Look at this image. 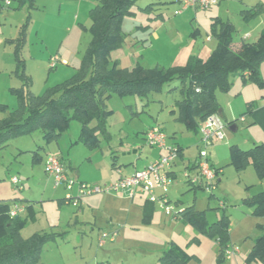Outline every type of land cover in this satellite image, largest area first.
Segmentation results:
<instances>
[{
	"label": "rangeland",
	"instance_id": "obj_1",
	"mask_svg": "<svg viewBox=\"0 0 264 264\" xmlns=\"http://www.w3.org/2000/svg\"><path fill=\"white\" fill-rule=\"evenodd\" d=\"M30 1L25 0L18 7V0H13V6L6 10L2 8L0 13V102L8 105L4 109L0 106V118L8 116L17 107L15 89L22 85L24 75L29 79L32 93L36 95L72 79L82 68L91 40L89 10L96 3L95 0H34V7L29 6ZM257 2L262 4L257 14L244 17L241 9L245 4ZM149 3H152V8L144 10ZM178 8L181 9L178 1L135 0L132 6L134 13L125 15L121 22L124 43L110 50L111 59L117 60L119 67L129 68L138 63L146 67L181 66L188 60V50L207 59L216 45L212 31L216 15L219 22L217 27L221 21L231 26L235 45L241 41V35L248 33L250 36L246 41H254L264 30V0H219L207 9L190 7L182 10V13L177 12ZM215 9L216 15L212 13ZM21 29L25 31L23 40L17 38ZM195 29L199 33L193 36ZM55 56L58 60L54 59ZM53 60L55 66L50 67L49 63ZM259 76L264 79V61L260 63ZM181 86L179 80H174L164 84L160 90H151L143 96L105 95L99 104L109 112L104 129H93L99 138L96 148L78 141L80 123L73 117V112L67 128L60 135L61 148L57 146L58 140L44 141L39 130L9 138L0 148V198H7L8 201L18 198L17 202L23 203L25 211L22 217H29L21 228L23 237L53 230L64 233V236L62 234L55 240L46 241L38 262L17 264H96L108 259L112 264H161L153 248L154 242H157L156 235L173 238L189 252L195 253L194 259L198 264H236L235 260L241 263L252 240L264 232V215L252 214L242 199L264 189V177H259L250 163L238 170L230 161L229 146L239 143L242 147H249L246 139L264 141V87L249 77L244 81L240 75H235L230 77L227 90H215L218 109L222 110L220 119L227 126L230 121L237 120V130L224 127L223 139L214 140L208 147L210 159L219 168L217 177L220 178V181H216L213 196L209 198L206 189H189L182 175L190 160L198 154V135L187 123L175 119V102L182 98ZM250 103H254L251 112L248 111ZM254 114L261 117L254 122L248 120ZM241 116L243 119L238 121ZM95 123L90 122V126ZM152 125H161L167 145H173L171 142L176 139L183 148V154L178 152L176 159L177 176L172 179L168 189L172 202L176 198H182L184 203H191L195 199L197 208L206 209L209 221L215 220L223 212L227 214L230 239L239 249L234 256L220 260L213 238L205 233H197L188 223L176 225L159 209L150 223L142 224L139 221L138 226L132 220L118 223L109 219L102 221L104 227L117 226L116 235L119 232L122 236H118L114 242L107 241L105 245L98 246L97 226L92 228L90 221L93 220L89 218V213L85 215L78 211L76 215L77 210L71 203H57L65 190L62 185L54 186L53 178L44 170L43 159L49 151L65 158H69L71 153L74 163L72 168H68L69 172L79 174L80 180L84 176L96 177L102 181L94 185H103L113 182L111 179L116 174L111 166V154L116 155L118 164L127 166L122 161L134 155H129L134 149L143 160L165 152L143 139L142 133ZM37 149L42 159L33 161L32 155ZM13 176L19 179L17 184L12 183ZM119 192L91 195H117ZM91 195L83 197V200ZM105 203L101 205L108 210ZM112 204L109 209L114 213L121 212L123 206ZM195 235L200 236V242L194 240ZM250 264L262 263L252 260Z\"/></svg>",
	"mask_w": 264,
	"mask_h": 264
},
{
	"label": "trees",
	"instance_id": "obj_2",
	"mask_svg": "<svg viewBox=\"0 0 264 264\" xmlns=\"http://www.w3.org/2000/svg\"><path fill=\"white\" fill-rule=\"evenodd\" d=\"M95 1L89 10L91 40L82 68L72 79L57 84L39 95L30 91L29 79L24 75L23 86L15 89L17 107L12 109L8 116L0 118V148L10 137L31 130H39L46 142L57 141L68 126L71 112L80 123L78 141L90 148H96L99 138L93 129H104L109 112V109L99 104V100L105 95L107 97L112 94L143 96L151 90H160L164 84L174 80H179L182 84L180 88L182 98L175 102V119L184 121L197 133L199 121L212 113H218L215 90H227L230 77L240 75L244 81L249 77L264 87V79L259 76V66L264 61V30L256 40L241 39L239 44L235 45L231 26L221 21L217 27L219 22L216 17L212 26L216 45L207 59L192 54L186 64L181 66L146 67L138 63L131 68L119 67L117 60L111 59L110 50L124 43L121 22L125 15L134 13L132 6L135 0ZM261 5L256 3L242 9L241 12L244 17L254 16ZM151 8L152 3H149L143 9ZM198 31L195 29L193 34ZM19 39L23 40V37ZM0 106L3 109L7 107L6 104ZM253 106L254 103H250L248 111ZM92 121L96 123L90 126ZM233 122L232 120L228 124ZM147 130L144 132V140ZM176 148L179 152L182 151V148L177 146ZM32 157L33 161L42 159L38 149L34 150ZM229 157L238 170L250 163L258 176L264 177V142L255 143L246 149L231 144ZM215 171L218 175L219 168H215ZM186 184L190 189H202L201 186L192 185L187 181ZM211 196L212 193L209 197ZM242 202L252 214L264 215V191L248 195ZM174 203L179 204L177 201ZM11 208L9 201L0 200V264L37 262L42 245L53 234L35 232L23 237L21 228L29 217L27 215L22 217L20 213L10 216ZM179 219L188 221L197 231L213 238L218 246L219 259H225L224 249L230 243V223L227 214L223 212L215 221L209 222L205 210L190 205L181 209ZM193 257L194 255L183 246L170 241L159 256V261L161 264H188ZM252 260L264 264V232L254 238L252 247L245 257L246 263ZM97 264L110 263L100 261Z\"/></svg>",
	"mask_w": 264,
	"mask_h": 264
},
{
	"label": "built area",
	"instance_id": "obj_3",
	"mask_svg": "<svg viewBox=\"0 0 264 264\" xmlns=\"http://www.w3.org/2000/svg\"><path fill=\"white\" fill-rule=\"evenodd\" d=\"M219 0H180L181 9L187 7H194L197 9H207ZM11 5V0H0V9L8 8ZM55 60L58 58L55 56ZM50 67L55 66V61L49 63ZM247 74V73H245ZM243 119V116L240 117ZM227 126L218 113H212L198 123V154L193 164L186 166L182 171L185 180L192 185H199L202 189H206L209 193H213L216 186L217 173L215 168L211 165L209 160L208 147L214 140H221L224 137L223 129ZM146 143L164 149L158 158L152 160L142 169L134 171L132 174L121 175L116 181L108 182L103 185H91L85 181L76 180L70 177L62 163L60 157L56 154H48L44 160V170L53 178L54 186L63 185L67 190L64 200L71 203L73 206H79L83 197L94 193H108L111 191H127L132 197L135 192L139 191L146 195L147 199L156 203L164 210L166 214L171 215L172 218H178L181 209L169 200L167 194L169 186L174 178L172 168L176 164L178 150L174 145H167L166 136L159 125L151 126L145 135ZM12 183L17 184L19 179L17 176L11 178ZM75 188V192L71 191ZM220 204L223 202L220 201ZM179 208V209H178ZM24 207L15 204L10 209V216H16L22 212ZM116 230L102 231L97 238L98 246H103L107 241L114 239ZM239 249L233 244L229 243L224 249V257L230 258L237 254Z\"/></svg>",
	"mask_w": 264,
	"mask_h": 264
},
{
	"label": "crops",
	"instance_id": "obj_4",
	"mask_svg": "<svg viewBox=\"0 0 264 264\" xmlns=\"http://www.w3.org/2000/svg\"><path fill=\"white\" fill-rule=\"evenodd\" d=\"M24 1L25 0H18V7L19 6H21L23 3H24ZM33 1L34 0H31L30 2H29V6H31V7H34V3H33ZM173 2L174 1H178L179 3H180V0H172ZM257 3H259V2H257ZM256 4V3H255ZM216 5V4H215ZM252 5H254V4H250V5H247V4H245V7L244 8H248V7H250V6H252ZM10 6H13V0L11 1V5ZM9 6V7H10ZM180 8V7H179ZM177 9V10H180V9ZM193 8V7H192ZM186 9H190V7H187ZM3 9H0V13H1V11H2ZM4 10H6V8L4 9ZM242 10V9H241ZM8 12L7 13H10V11L9 10H7ZM183 11H180L179 13H182ZM212 13L213 14H217V11H216V9L215 10H213L212 11ZM217 17V15L215 16V18ZM197 33H199V31L198 32H196L195 34H193V36H195ZM24 35H25V31H24V29H21L20 30V33H19V35H18V39L20 38V37H24ZM250 36V34H248V33H246L245 35H241V39H247L248 37ZM24 39H25V37H24ZM210 40V39H209ZM193 43L195 44L196 43V41H193ZM209 52V51H208ZM208 52H206V54H208ZM187 57H189L190 55H192V51H189L188 50V52H187ZM23 86V82H22V85L20 86V87H22ZM20 87H18V88H20ZM29 89H30V87H29ZM30 91H31V89H30ZM32 92V91H31ZM263 97H264V95H262ZM18 99V98H17ZM0 104H6V103H3V102H0ZM7 105V104H6ZM8 106V105H7ZM254 107V106H253ZM253 107H251V111H252V108ZM250 111V110H249ZM250 111V112H251ZM222 112V110L221 109H218V114H220ZM261 116H259V117H257V114H254V115H252V116H250V117H248L249 119L248 120H250V121H255V120H258L259 118H260ZM244 120H245V117H244ZM234 122L231 124L232 125V127H233V130L232 131H236L237 130V125L235 124V122L237 121V120H233ZM238 121H241V119H238ZM253 122H251V123H253ZM229 125V124H228ZM161 126V125H160ZM146 130V129H145ZM145 130H144V132H145ZM144 132L142 133L143 134V136H144ZM195 132V131H194ZM197 135L199 136V133L197 132ZM62 139V137L60 136L59 137V139H58V141H57V146H58V148H61L60 146H59V140H61ZM246 141L248 142V146L249 147H251L252 145H254L255 143H263L264 141L263 140H260V139H246ZM173 145H175V146H177V147H180V148H182V145L180 144V143H178V141L176 140V139H174L172 142H171ZM232 144H237L238 146H240L241 148H249V147H242L239 143H232ZM171 145V144H170ZM61 150V149H60ZM182 154H183V148H182ZM61 154H62V151L60 152ZM134 154V155H132V156H129V158H127L126 160H124V161H122V163L124 164V163H126V164H128L127 166H121V164H118L117 163V159H116V155L115 154H111V158H112V160H111V166H112V168L115 170V176L114 177H112L113 179H111L112 181H115L116 179H118L121 175H128V174H132L134 171H136V170H139V169H142L144 166H146L148 163H150L155 157H157L158 155H160L161 153H159L157 156H152V157H148L147 159H145V160H143V159H141L140 157H141V154L137 151V149H134V151H130V153H129V155L130 154ZM48 154H56V155H58V156H60L61 157V160H62V163L64 164V166H65V169H66V172H67V174L70 176V177H76V178H79V180H80V176H79V174H77V173H75V174H73V173H70L69 172V170H68V168H72V166H73V163H74V158L72 157V155H71V153H69V158H65V157H63L62 155H60L59 153H57V152H48L46 155H45V158L47 157V155ZM196 157L197 156H195L192 160H190V162H189V164L188 165H191V164H193V162L196 160ZM45 158L43 159V160H45ZM209 160H210V163H211V165L214 167V168H217V167H215L214 166V164H213V161L210 159V155H209ZM43 164H44V161H43ZM172 171L174 172V174H173V176H174V178L177 176V172H176V170H175V166L172 168ZM84 179H81V181H85V182H88V183H92L91 185H94L97 181H102V180H99V179H96V177H88V176H84L83 177ZM216 181L218 182V181H220V178L219 177H217L216 178ZM62 187H63V189L65 190V193H64V196H62V197H60V198H58L57 199V203L58 204H61V203H64V197H65V194L67 193V190L65 189V187L62 185ZM188 188L190 189V186H188ZM193 191H195V189H192ZM260 191H264V189H261ZM72 193H74L75 192V189H73L72 191H71ZM249 192V191H248ZM248 194H251V193H248ZM254 194V193H253ZM209 195H210V193L208 194V197H209ZM167 196H168V198H169V200H171L172 201V197H171V195H170V193L169 194H167ZM212 196H213V193H212ZM210 198V197H209ZM0 200H7V198H0ZM17 200H18V198H16V200H14L13 198L11 199V200H9V202H10V204H11V207H13L15 204H19V205H23V203H20L19 201L17 202ZM8 201V200H7ZM111 201V202H110ZM178 202L179 204H178V207L180 208V209H182V208H184V207H186V206H190V205H193V207L194 208H196V209H199V210H205V214H206V218H207V212H206V209L205 208H203V209H200V208H197L196 206H195V199H193V201L191 202V203H188V202H186V203H184V200L182 199V198H176L173 202ZM106 202V203H105ZM102 203H105V205H107L108 204V210H105L104 209V207H102ZM112 203H115V204H118V205H121V206H123L122 208H121V212L120 211H116V213H114L112 210H111V208L109 209V207L111 206V204ZM104 205V206H105ZM113 205V204H112ZM73 206V205H72ZM74 207V206H73ZM75 208H76V210H77V212H76V215H78L77 213H78V211L81 213V214H85L86 215V213H89V218L91 219L92 218V220L93 221H90L91 222V224H93L92 225V228L94 227V225L95 226H97V228H96V235H97V237L96 238H98V235L102 232V231H104V230H106V231H111V230H116V232L118 231V228H117V226H113V225H108V226H106V227H108L107 229H105L106 227H104V224H102V221H107L108 219L109 220H114V221H116L117 223H118V221H122V220H125L126 222H128L129 220H132V222H134L133 224H136L135 226H138L137 224H138V222L140 221L141 223L143 222H147V223H150L152 220H153V218H154V216H155V214H156V212H157V210L159 209V210H161V212H162V214L163 215H165L167 218H169L171 221L172 220H174V222H175V224L176 225H178V223H188V224H190L194 229H195V227L191 224V223H189L188 221H185V220H183V219H179V217L178 218H172L171 217V215H169V214H166L165 212H164V210L162 209V208H160L156 203H153V202H150L148 199H147V197H146V195L144 194V193H142V192H139V191H137V192H135V194L132 196V197H130L129 196V194H128V192H126V191H120L119 192V194H111V195H103V194H95V195H91V196H89V197H87V198H85L84 200L82 199L81 200V203L79 204V206H75ZM178 208V209H179ZM24 211H25V208L23 209V211L22 212H20V215H22V214H24ZM123 212V213H122ZM116 214V215H115ZM119 216V217H118ZM164 216V217H165ZM218 218V217H217ZM216 218V219H217ZM215 219V220H216ZM137 220V221H136ZM208 220V219H207ZM215 220H213V221H215ZM209 221V220H208ZM213 221H209V222H213ZM87 222H89V221H87ZM116 223V224H117ZM142 223V224H143ZM114 227H116V228H114ZM196 230V229H195ZM197 231V230H196ZM52 234H53V236H51L50 237V239L49 240H51V239H54L55 240V238L57 237V236H62V234H63V236H64V233L62 232V231H50ZM197 233H200V234H202V232H199V231H197ZM118 236H122V233L121 234H119V232H118V234L117 235H115V237H114V239L113 240H111V241H108V242H114L115 240H116V238L118 237ZM202 236V235H201ZM156 237V239H157V242H154V246L155 247H153V248H155V250H156V252L158 253V257L161 255V253H162V251L169 245V243H170V241H174V242H176L177 244H179L177 241H175L173 238H169V237H165V238H162V237H160L159 235H156L155 236ZM210 237V236H209ZM194 240H197L198 242H200L201 241V238H200V236H198V235H195L194 237ZM254 240V239H253ZM253 240H252V243H251V245L253 244ZM215 241V240H214ZM46 243V242H45ZM44 243V244H45ZM215 243H216V241H215ZM230 243L231 244H234V241L232 240V239H230ZM44 244L42 245V249H43V246H44ZM179 245H181V244H179ZM216 245H217V243H216ZM250 245V247L248 248V251H247V253L249 252V250L251 249V246ZM181 246H183V245H181ZM184 247V246H183ZM185 248V247H184ZM186 249V248H185ZM187 250V249H186ZM188 251V250H187ZM189 252V251H188ZM191 254H193L194 255V257H193V259H191L189 262H188V264H198L196 261H195V259L194 258H196V255H195V253H192V252H190ZM41 254H42V250H41ZM41 254H40V258H39V260L41 259ZM247 255V254H246ZM245 256V255H244ZM242 257L241 258V263L240 264H250V263H246V261H245V257ZM38 260V261H39ZM37 261V262H38ZM100 261H105V262H109L110 264H112L111 263V261L108 259V260H100ZM100 261H97L96 262V264L98 263V262H100ZM235 263L236 264H239V262H238V260L236 261L235 260ZM263 264V263H262Z\"/></svg>",
	"mask_w": 264,
	"mask_h": 264
},
{
	"label": "water",
	"instance_id": "obj_5",
	"mask_svg": "<svg viewBox=\"0 0 264 264\" xmlns=\"http://www.w3.org/2000/svg\"><path fill=\"white\" fill-rule=\"evenodd\" d=\"M227 127H228L230 130H233V127H232L231 124H229Z\"/></svg>",
	"mask_w": 264,
	"mask_h": 264
}]
</instances>
